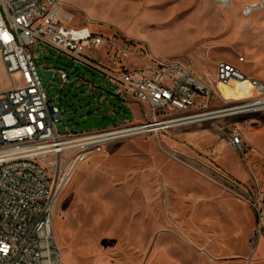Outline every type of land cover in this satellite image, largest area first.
I'll list each match as a JSON object with an SVG mask.
<instances>
[{
    "label": "rangeland",
    "instance_id": "1",
    "mask_svg": "<svg viewBox=\"0 0 264 264\" xmlns=\"http://www.w3.org/2000/svg\"><path fill=\"white\" fill-rule=\"evenodd\" d=\"M59 1L71 23L89 19L105 36L116 29L131 40V69L150 64L152 58L176 59L219 85L216 94L227 102L218 98L216 107L225 102L234 106L243 103L239 96H251L235 82L216 83L215 75L220 63L244 70L252 57H264V9L244 13L256 0ZM28 50L48 99L63 117L58 128L64 126V134L141 123L138 106L116 99L113 83L97 69L46 46ZM46 69L54 70L51 80L44 75ZM59 69L71 73L69 84L61 86ZM10 86L0 61V93ZM106 108L101 121L88 125L87 112L96 115ZM255 117L264 119V112L203 123L201 128L194 124L133 135L89 157L56 188L53 232L61 264H138L144 246L184 242L209 246L213 260L264 264V158L247 159L250 148L243 155L226 153L234 176L244 180L249 174L241 182L216 165L207 141L193 138V132L203 128L219 134L217 143L227 141L217 130L220 123L238 130ZM237 159L250 164L240 170ZM257 209L263 213V225Z\"/></svg>",
    "mask_w": 264,
    "mask_h": 264
},
{
    "label": "built area",
    "instance_id": "2",
    "mask_svg": "<svg viewBox=\"0 0 264 264\" xmlns=\"http://www.w3.org/2000/svg\"><path fill=\"white\" fill-rule=\"evenodd\" d=\"M261 9L264 0L246 6L244 13ZM63 14L59 0H0V61L11 83L0 93V264H61L53 232L56 188L106 146L133 135L264 112V104L253 109L264 102V84L230 64H218L216 83L235 82L256 98L216 107L212 83L181 61L152 58L131 69V40L118 33L98 35L87 26L69 27ZM31 46L49 47L103 73L113 83L116 99L138 106L141 123L64 134L65 127L58 128L63 117L42 86ZM102 60L105 67L97 64ZM45 72L53 78L54 70ZM58 73L61 86L70 83L71 73ZM218 127L224 131V125ZM227 144L241 155L246 150L236 129L230 128ZM256 216L263 225L262 211L257 209Z\"/></svg>",
    "mask_w": 264,
    "mask_h": 264
},
{
    "label": "crops",
    "instance_id": "3",
    "mask_svg": "<svg viewBox=\"0 0 264 264\" xmlns=\"http://www.w3.org/2000/svg\"><path fill=\"white\" fill-rule=\"evenodd\" d=\"M250 1H254V0H238L236 3L240 4L242 2L247 3ZM257 1L258 0H256V2ZM256 2H254L253 4H255ZM63 22L69 27L87 26L93 33L105 36L101 32V30L98 29V27L93 26L94 23H92V21H90L89 19H87L86 21L78 25L76 23H71L70 18L66 16L65 14H63ZM115 32L120 33L116 29H115ZM260 40H261L260 43L264 44V39H260ZM239 71L245 76H247L248 78L256 79L264 84V57L263 58H253L252 57L250 66L249 67L246 66L244 70H239ZM199 77L205 81H209L210 83H212L210 76L208 74L204 76L200 75ZM212 88L215 91V93H218L217 91H219V85L212 83ZM240 88L246 91L249 90L247 87H240ZM247 94L251 96L247 98L246 97L242 98L241 96H239L237 99L245 100V99L255 97L256 95L253 92L247 93ZM217 97L221 99V101L222 100L226 101L223 97L221 96L219 97V95H217ZM133 105L137 106L135 104H129V106H133ZM202 124L201 126H199V128L203 126ZM196 125H199V124H196ZM221 125H224L223 127L224 131L220 133V136L221 135L225 136L227 138V141L224 138H222V141L220 143H217L215 141V136L217 135L219 136V134H216L215 130L213 129H211L212 130L211 132V131H208V129H203V128L201 130L194 131L193 138H195V140H203L205 142L207 141V144L212 149L214 148L213 155L215 156L216 165L223 172L234 177L236 180H239L241 182H246L249 179V174L248 173L246 174V178L244 180H241L239 177L234 176L233 171H236V169L233 166L229 165L228 161H226L225 159L227 152L230 155L236 153L232 151L228 147V144H227L228 134H229V131L232 125L227 122L223 124L221 123ZM218 128L219 127H217V130ZM238 131L242 138V141L245 143L246 148L247 149L250 148V151H251L247 159H249V157H252V156H253L252 158L254 159L258 157L264 158V119H259V117H255L253 119L243 121ZM237 163H238V168L240 170L241 169L243 170L244 169L243 166L246 167V164L247 165L250 164L247 161L240 162V160L238 159H237ZM249 171L250 172L252 171L251 167L249 168ZM141 251H143V254L140 255L139 257L140 261H138V264H236L235 262H225V261H220V260H213L212 258H210V256H212V253L210 252V248L207 245H196V244L186 243V242L184 243H162V244L155 243L153 245L144 246Z\"/></svg>",
    "mask_w": 264,
    "mask_h": 264
},
{
    "label": "water",
    "instance_id": "4",
    "mask_svg": "<svg viewBox=\"0 0 264 264\" xmlns=\"http://www.w3.org/2000/svg\"><path fill=\"white\" fill-rule=\"evenodd\" d=\"M44 75L47 77L48 80H51L52 78V72H44ZM108 113V109H104L102 111H100L98 114L93 115L92 112H87L86 113V118H88V125L94 123V122H99L103 119V116ZM63 129L61 128L60 131H62Z\"/></svg>",
    "mask_w": 264,
    "mask_h": 264
},
{
    "label": "bare ground",
    "instance_id": "5",
    "mask_svg": "<svg viewBox=\"0 0 264 264\" xmlns=\"http://www.w3.org/2000/svg\"><path fill=\"white\" fill-rule=\"evenodd\" d=\"M216 1L219 2V3H221V2H223V3L226 2V0H216ZM247 11H248V10H246L245 12H247ZM237 85H238V84H237ZM224 86H225V85H224ZM241 99H242V98H241ZM263 104H264V102H260V103L257 104V105L255 104L254 107H253V109H254V110H257V109L260 107V105H263Z\"/></svg>",
    "mask_w": 264,
    "mask_h": 264
}]
</instances>
